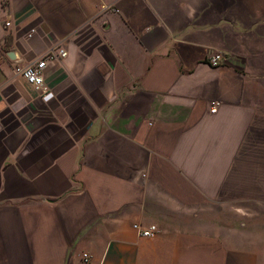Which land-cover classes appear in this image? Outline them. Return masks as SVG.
<instances>
[{
  "label": "crops",
  "instance_id": "0c3cea01",
  "mask_svg": "<svg viewBox=\"0 0 264 264\" xmlns=\"http://www.w3.org/2000/svg\"><path fill=\"white\" fill-rule=\"evenodd\" d=\"M0 59V264H264V0H6Z\"/></svg>",
  "mask_w": 264,
  "mask_h": 264
},
{
  "label": "built area",
  "instance_id": "2783aa9c",
  "mask_svg": "<svg viewBox=\"0 0 264 264\" xmlns=\"http://www.w3.org/2000/svg\"><path fill=\"white\" fill-rule=\"evenodd\" d=\"M5 24L9 25L10 22L6 21ZM35 32L36 29L31 28L28 32V35L32 36ZM65 55H66V51L63 47L50 48L42 56L32 59L24 66H22L19 70L20 75L35 89L40 90L44 87V75H45L47 62L49 60H57L63 58ZM225 60L226 57L224 56V54L220 51H215V50L210 51L206 57V62L211 67H218ZM0 66H1V59H0ZM51 95L52 93L50 91H46L44 93L45 97H49ZM217 107H218V103H214L210 107V112L211 113L216 112ZM132 227L139 236L151 237L157 233V227L155 224H148L144 226L136 222L132 224ZM82 257L83 259L86 260L88 258L87 253H83Z\"/></svg>",
  "mask_w": 264,
  "mask_h": 264
},
{
  "label": "rangeland",
  "instance_id": "374dc122",
  "mask_svg": "<svg viewBox=\"0 0 264 264\" xmlns=\"http://www.w3.org/2000/svg\"><path fill=\"white\" fill-rule=\"evenodd\" d=\"M0 4L4 6L6 4V0H0Z\"/></svg>",
  "mask_w": 264,
  "mask_h": 264
}]
</instances>
